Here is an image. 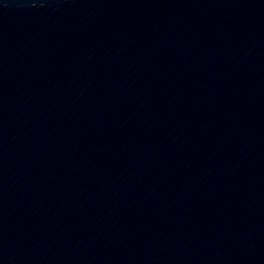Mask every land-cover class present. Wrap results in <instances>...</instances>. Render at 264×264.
<instances>
[{
	"label": "water",
	"instance_id": "obj_1",
	"mask_svg": "<svg viewBox=\"0 0 264 264\" xmlns=\"http://www.w3.org/2000/svg\"><path fill=\"white\" fill-rule=\"evenodd\" d=\"M0 264H264V0H0Z\"/></svg>",
	"mask_w": 264,
	"mask_h": 264
}]
</instances>
